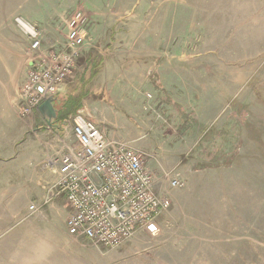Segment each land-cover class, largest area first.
<instances>
[{
  "label": "rangeland",
  "instance_id": "obj_1",
  "mask_svg": "<svg viewBox=\"0 0 264 264\" xmlns=\"http://www.w3.org/2000/svg\"><path fill=\"white\" fill-rule=\"evenodd\" d=\"M0 7L14 14L18 30V19L43 30L46 46H63L66 22L77 12L85 14L94 46L90 13L123 11V29L99 25L101 48L90 55L85 48L55 108L70 102L77 110L94 111V102L105 99L101 118L143 157L155 191L171 207L120 248L79 239V264H264V0H0ZM62 8V21L43 16ZM42 22L57 24L56 31L47 32ZM121 41L123 57L116 48ZM136 52L143 53L142 70L135 73L141 78H127L128 72L121 80V66ZM76 111L66 117L71 126ZM39 115L20 116L24 140L35 137ZM62 138L65 150L77 147L74 135ZM56 139L50 142L54 161ZM174 178L183 186L174 188ZM22 179L11 176L13 182ZM8 199L18 208L37 209L20 225L27 240L34 233H68L64 197L41 214L38 197L0 190V201ZM32 248L53 249L39 239Z\"/></svg>",
  "mask_w": 264,
  "mask_h": 264
},
{
  "label": "built area",
  "instance_id": "obj_2",
  "mask_svg": "<svg viewBox=\"0 0 264 264\" xmlns=\"http://www.w3.org/2000/svg\"><path fill=\"white\" fill-rule=\"evenodd\" d=\"M16 22L30 41V66L19 96L20 116L28 117L74 76L90 39L83 12L66 22L63 46L47 51L41 30L24 20ZM72 132L77 147H68L49 164L56 177L51 192L66 200L71 236L87 238L98 247L120 248L150 229L171 202L155 191L143 157L127 143L109 140L96 122L83 115L74 117ZM172 186L183 183L174 178ZM29 211L37 209L32 205Z\"/></svg>",
  "mask_w": 264,
  "mask_h": 264
},
{
  "label": "crops",
  "instance_id": "obj_3",
  "mask_svg": "<svg viewBox=\"0 0 264 264\" xmlns=\"http://www.w3.org/2000/svg\"><path fill=\"white\" fill-rule=\"evenodd\" d=\"M72 5L73 4H69L68 6ZM64 10H66V8H62L54 13L45 11L43 16L44 18L50 16L53 18V23H56L59 19L62 21V18L65 17ZM7 12L9 11L0 7V190H13L16 194L32 195L35 199L37 197L42 199L43 205L38 206L40 208L39 214H41L44 208H47L58 198V196H55V194L51 192V187L56 181V177L49 169V164L54 160L53 153L55 149H53L51 144L56 137L57 144L54 147H58L56 148L57 152L55 155L59 156L60 154H64L66 152V145L63 143V138L65 137L62 138V134H66L67 137H69L73 136V132L72 127L68 126L64 127L59 133L54 131L56 133L54 135L55 137L51 136L50 131H46L48 130L46 120L42 115H39L41 116V119L37 118L39 127L33 130L35 137L26 138L24 140L25 127L24 123L20 120V115H18L16 100L18 102L21 84L24 83L27 77L26 66L27 64L30 66V42L24 37L20 30L13 25L11 17L14 14L11 12L8 14ZM109 15L111 18H108ZM90 16L94 23L93 34L96 44L90 46L92 42L89 41V43H87L86 47H84L87 50V55L92 54L93 48H101H98L97 45L103 43L100 36L103 33V29L113 24L123 29V11L118 15L111 14L110 12L108 14L104 11L103 15H94L90 13ZM100 17H103V21L99 19ZM47 22L48 21H46V23ZM46 23L42 22L44 25L40 27L46 29L47 32L56 31L57 24H53L52 27H50V25H45ZM100 24H103V29L100 28ZM90 39L92 38L90 37ZM45 42L48 43L47 41ZM116 42L117 41H111L110 44L115 45ZM52 45L53 44H49L46 46L45 43H43V51L52 48H60L62 46L60 44L56 46ZM116 48L121 49L120 52H122L121 54L123 57V41L118 43ZM141 57H143V53L136 52L134 54H129L131 62L126 65V68L123 65L121 66L119 75L121 80L125 77V73L128 72L129 75L127 78L131 76H139L137 78H141V75L135 74L142 70V67L139 66L142 62ZM79 66L80 62H78L76 71H74L75 74L77 70H79ZM66 88L67 83L61 88L59 92L60 97L61 93L67 94V92H65ZM105 103V99L94 102L96 107H94V111H92L93 106H89L87 110L88 116L92 117L93 120L95 119L94 121L101 127L106 138L117 142H123L117 138L100 116V113L104 114L102 104L105 105ZM121 103L122 102H120V104ZM125 106L127 108L129 107L127 103ZM78 110L80 111L81 109ZM60 122L58 119V125L63 126L67 120L61 119ZM28 128L32 129V125ZM50 145L52 146L51 149L49 148ZM142 146H145V143ZM26 163L29 164V168L26 166L27 169H24V164ZM16 173H19L23 179L18 182H13L11 176ZM30 213L31 211H29V208L28 211L23 207L18 208L16 203L12 202L10 199L0 201V264H79L80 251L78 245L79 241H81L79 239L89 240L84 237L71 236L69 233H58L57 235L51 233L43 236L34 233V240H42L45 246L51 244L53 247L51 252H45L40 248L34 249L32 248V241L34 240L31 241L28 239L31 241L29 242L25 238V231L27 229L20 227V225H24L22 220L34 218V215H36L35 212ZM89 242L92 243L91 241Z\"/></svg>",
  "mask_w": 264,
  "mask_h": 264
},
{
  "label": "water",
  "instance_id": "obj_4",
  "mask_svg": "<svg viewBox=\"0 0 264 264\" xmlns=\"http://www.w3.org/2000/svg\"><path fill=\"white\" fill-rule=\"evenodd\" d=\"M57 100V97L49 98L40 107V113L42 117L46 120L48 127L54 130L56 133H59L64 129V127H67L69 123L65 122L63 126L58 125L59 109L55 108V103L57 102ZM79 114L89 118L86 110L79 111Z\"/></svg>",
  "mask_w": 264,
  "mask_h": 264
},
{
  "label": "trees",
  "instance_id": "obj_5",
  "mask_svg": "<svg viewBox=\"0 0 264 264\" xmlns=\"http://www.w3.org/2000/svg\"><path fill=\"white\" fill-rule=\"evenodd\" d=\"M69 103L70 102H65L62 105V107L60 108V110H59V118H60V116H62V118H60V120L61 119L62 120L66 119V117L70 116V114H72L73 112H75L77 110V109H75V105L69 106Z\"/></svg>",
  "mask_w": 264,
  "mask_h": 264
},
{
  "label": "flooded vegetation",
  "instance_id": "obj_6",
  "mask_svg": "<svg viewBox=\"0 0 264 264\" xmlns=\"http://www.w3.org/2000/svg\"><path fill=\"white\" fill-rule=\"evenodd\" d=\"M60 118H62V116H60ZM60 118H59V114H58V119H60ZM59 122H60V120H59ZM60 123H61V122H60Z\"/></svg>",
  "mask_w": 264,
  "mask_h": 264
}]
</instances>
